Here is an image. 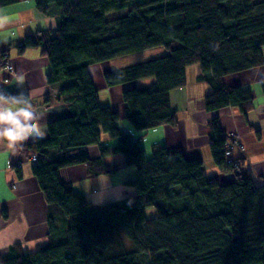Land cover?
<instances>
[{"label":"trees","instance_id":"trees-1","mask_svg":"<svg viewBox=\"0 0 264 264\" xmlns=\"http://www.w3.org/2000/svg\"><path fill=\"white\" fill-rule=\"evenodd\" d=\"M22 1L0 0V8ZM33 1L42 14L56 8L60 22L55 30L27 35L21 50L42 49L50 63L47 84L71 113L50 120L47 137L22 146L30 158L37 156L33 174L49 207V240L34 251L14 245L0 264H264V184L239 172L224 184L209 180L203 161L187 158L181 148L158 144L147 157L142 138L122 129L118 110L101 106L91 73L94 64L164 50L103 74L108 87L155 78L121 94L135 131L177 123L169 93L187 85L190 65H199L200 80L212 87L207 110L234 106L247 114L255 107L254 91L228 86L222 77L264 65V0ZM120 9L127 13L105 17ZM260 88L264 92V77ZM210 125L215 163L234 171L221 125L217 119ZM102 134L118 139L113 149ZM94 145L100 155L92 158L88 147ZM109 154H122L136 167L138 177L130 182L137 194L94 205L59 175L62 167L84 163L91 174L106 173ZM150 207L154 214L148 217ZM123 232L136 248L112 253Z\"/></svg>","mask_w":264,"mask_h":264},{"label":"crops","instance_id":"crops-1","mask_svg":"<svg viewBox=\"0 0 264 264\" xmlns=\"http://www.w3.org/2000/svg\"><path fill=\"white\" fill-rule=\"evenodd\" d=\"M59 22L60 14L56 8L42 14L33 0H23L0 8V50L8 52L15 69L11 71L0 68V89L7 92L26 91L33 97V102L44 113L40 121L46 129L43 137L49 134L47 129L50 120L71 113L70 105L59 100L56 92L47 84L45 78L50 63L48 57L42 54V49L30 47L22 51L20 46L25 44L27 35H34L36 31L46 28L55 30ZM156 49L155 57L165 54L162 48ZM150 50L153 49L139 53L145 55L144 51ZM148 59L153 58H145ZM122 67L124 65L118 58L94 64L91 65L92 77L98 87L101 106L118 110L122 129H126L134 138H142L141 144L147 157L153 156L154 147L158 144L167 148H181L187 158L203 161L204 174L209 180L224 184L233 181L236 172H239L244 177H251L255 184H264V92L260 88L264 65L222 77V82L228 86L254 91L255 107L247 114L240 113L234 106L207 110L205 98L211 94L212 87L200 80L199 65L188 66L187 85L169 93L177 123L160 125L146 132L135 131L130 125L125 116L127 107L121 94L125 89L153 83L155 78L105 86L103 74ZM48 95H51L49 101L45 100ZM214 119L221 125L222 135L226 138L234 136L237 142L230 154H226L227 160L235 164L234 171L219 167L212 157L209 146L210 123ZM37 138L40 137L29 136L12 142L0 139V259L14 245L19 244L26 251H34L49 240V207L38 179L33 174L34 162L22 150L24 144ZM233 139H227V143L231 145ZM102 140L110 149L118 143L117 138H110L106 134H102ZM88 151L92 158L100 155L96 145L88 147ZM104 162L108 171L106 173L91 174L84 163L62 167L59 175L73 191L86 196L94 205L118 202L137 194L135 186L130 182L138 177L135 166L127 164L122 154L106 155ZM147 211L154 214L151 207Z\"/></svg>","mask_w":264,"mask_h":264},{"label":"clouds","instance_id":"clouds-1","mask_svg":"<svg viewBox=\"0 0 264 264\" xmlns=\"http://www.w3.org/2000/svg\"><path fill=\"white\" fill-rule=\"evenodd\" d=\"M43 116L31 95H12L0 89V139L12 142L29 136L43 137L46 133L40 123Z\"/></svg>","mask_w":264,"mask_h":264},{"label":"rangeland","instance_id":"rangeland-1","mask_svg":"<svg viewBox=\"0 0 264 264\" xmlns=\"http://www.w3.org/2000/svg\"><path fill=\"white\" fill-rule=\"evenodd\" d=\"M126 13L127 11L125 9L113 10V11H109V13L105 15V17L107 19L115 18V17H120V15H124ZM141 53H135L133 55H125V56H122L121 58H118V60H120L121 64H123L124 66L133 65V63H138L142 61L144 62L145 58H154L155 56H157V49L154 48L153 50H150V52L144 51L145 55H141ZM136 54H138V56H136ZM146 214L149 215L148 217L152 216L150 215L151 213L149 214L148 211H146ZM135 248L136 246L134 245V242L132 241V239L129 238L123 232L119 235V239L117 240V242L111 249V252L115 254H120L121 252H129L130 250H134Z\"/></svg>","mask_w":264,"mask_h":264},{"label":"built area","instance_id":"built-area-1","mask_svg":"<svg viewBox=\"0 0 264 264\" xmlns=\"http://www.w3.org/2000/svg\"><path fill=\"white\" fill-rule=\"evenodd\" d=\"M0 68H5L7 70H11V71H14V66H13V63H12V60L9 58L8 54H2L0 52ZM233 137H230V138H227V139H233ZM226 146H228V149H227V154H230V152L232 151V147H233V142L231 145H229L228 143H226ZM31 159L32 161H36L37 160V156L36 155H33L31 156Z\"/></svg>","mask_w":264,"mask_h":264}]
</instances>
